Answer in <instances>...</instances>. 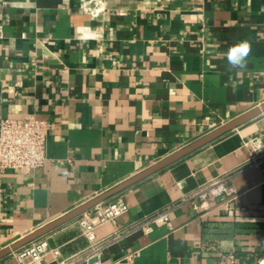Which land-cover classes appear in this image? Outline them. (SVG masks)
<instances>
[{"label": "crops", "instance_id": "0c3cea01", "mask_svg": "<svg viewBox=\"0 0 264 264\" xmlns=\"http://www.w3.org/2000/svg\"><path fill=\"white\" fill-rule=\"evenodd\" d=\"M242 40L237 72L224 54ZM261 104L264 0H0V119L49 125L44 165L0 174V251ZM255 138L264 114L103 201L127 210L95 232L102 264L264 258V165L243 146ZM213 180L232 197L196 208ZM167 209L169 226L137 227ZM76 220L44 236L61 264H84Z\"/></svg>", "mask_w": 264, "mask_h": 264}, {"label": "built area", "instance_id": "2783aa9c", "mask_svg": "<svg viewBox=\"0 0 264 264\" xmlns=\"http://www.w3.org/2000/svg\"><path fill=\"white\" fill-rule=\"evenodd\" d=\"M49 132L46 121L34 116L5 117L0 119V174L7 170L30 173L42 167L46 161L45 144ZM249 150L251 162L255 166L264 165V141L259 138L243 142ZM233 189L222 180H213L202 186L197 192L199 206L203 209L208 198H231ZM127 210V205L120 199L100 203L77 217L76 226L81 235L88 241L86 249L78 255L84 264H102L101 250L109 240H98L95 237L97 228L105 223L113 222ZM169 223V210L159 212L137 227L143 231L151 230L152 225ZM18 264H61L60 253L49 248L43 236L31 241L13 252ZM52 259L47 261L46 258Z\"/></svg>", "mask_w": 264, "mask_h": 264}, {"label": "water", "instance_id": "95a60500", "mask_svg": "<svg viewBox=\"0 0 264 264\" xmlns=\"http://www.w3.org/2000/svg\"><path fill=\"white\" fill-rule=\"evenodd\" d=\"M264 114V104L257 106L248 112L240 115L236 119L224 124L223 126L217 128L216 130L210 132L209 134L199 138L192 144L188 145L187 147L171 154L170 156L166 157L165 159L159 161L158 163L150 166L146 170L142 171L141 173L137 174L136 176L126 180L125 182L119 184L118 186L110 189L109 191L97 196L96 198L90 200L89 202L75 208L74 210L70 211L69 213L65 214L64 216L50 222L49 224L39 228L38 230L34 231L33 233L25 236L24 238L18 240L14 244L10 245L9 247L0 251V259L13 253L14 251L20 249L21 247L25 246L26 244L30 243L33 240H36L46 234L54 231L55 229L61 227L62 225L76 219L80 215L84 214L85 212L89 211L94 206L102 203L103 201L107 200L108 198L114 196L115 194L123 191L124 189L144 180L145 178L151 176L152 174L170 166L171 164L177 162L178 160L182 159L183 157L191 154L192 152L200 149L201 147L205 146L206 144L220 138L221 136L225 135L226 133L233 131L234 129L238 128L239 126L253 120L254 118Z\"/></svg>", "mask_w": 264, "mask_h": 264}, {"label": "clouds", "instance_id": "9594fccd", "mask_svg": "<svg viewBox=\"0 0 264 264\" xmlns=\"http://www.w3.org/2000/svg\"><path fill=\"white\" fill-rule=\"evenodd\" d=\"M251 51L252 46L248 40H242L230 46L224 54L230 69L237 70V72L246 69ZM256 264H264V258H259Z\"/></svg>", "mask_w": 264, "mask_h": 264}, {"label": "trees", "instance_id": "16d2710c", "mask_svg": "<svg viewBox=\"0 0 264 264\" xmlns=\"http://www.w3.org/2000/svg\"><path fill=\"white\" fill-rule=\"evenodd\" d=\"M237 257L239 258V264H252L254 262V258L248 259V254H238Z\"/></svg>", "mask_w": 264, "mask_h": 264}]
</instances>
